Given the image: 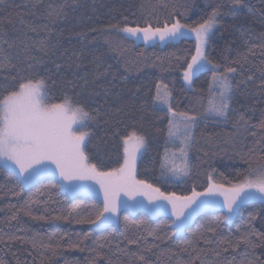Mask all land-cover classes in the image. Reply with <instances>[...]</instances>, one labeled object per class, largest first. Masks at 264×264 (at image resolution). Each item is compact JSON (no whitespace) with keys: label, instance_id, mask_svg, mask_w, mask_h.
<instances>
[{"label":"trees","instance_id":"obj_1","mask_svg":"<svg viewBox=\"0 0 264 264\" xmlns=\"http://www.w3.org/2000/svg\"><path fill=\"white\" fill-rule=\"evenodd\" d=\"M60 4H66V15L52 26L48 55L38 51L32 54L43 60L36 70L48 80L51 102H59L67 93L88 110L99 111L96 121L90 123L93 135L87 152L101 170L122 164V137L134 130L147 140V150L138 161L137 178L167 193L190 195L193 188L202 192L208 187L209 176L224 185L236 183L249 173L246 161L253 168L264 164V129L259 127L264 120V0H241L240 4L234 0H43L35 7L33 0H0V31H6L10 39L35 38L20 18L40 25L45 22L49 5ZM213 8L220 15L206 54L220 65L219 73L227 67L237 69L229 77L233 85L231 108L245 113L247 126L236 125L237 112L231 110L228 120L206 114L210 101L219 92L218 86L212 88L210 69L199 71L192 87L186 86L183 72L196 48L192 35L176 42L145 44L108 27L118 21L123 25L124 16L130 26H143L146 21L162 24L165 20L171 24L176 19L195 26L206 20ZM65 50L82 53L80 68L75 64L69 67L70 61L59 58ZM24 55L21 52L14 61L19 67L26 64L21 63ZM56 63L61 64L59 72ZM97 65L101 71L110 65L116 79L111 83L96 80ZM17 74L16 69L0 70V92L15 86L12 77ZM248 76L253 79L247 81ZM157 84L167 85L176 112L197 117L194 140L188 150L190 175L182 179L170 178L168 173L161 175L165 147L176 152L181 145L179 141L168 142V109L153 100ZM21 207L24 211L17 212ZM102 207L99 196L71 195L52 176L22 187L19 176L0 165V264H187L189 242L202 249L196 264H247L257 257L264 260V245L256 237L252 240L260 246L247 248V255L242 243L237 248L221 243L224 238L235 241L252 230L264 233L261 200L242 204L230 221L224 219L223 208H206L180 233L169 214L152 216L145 210L121 209L116 224L99 229L77 223L80 219H94ZM27 211L31 215H26ZM209 226L215 227L216 232H206ZM200 233L210 243L200 240ZM9 236L25 238L26 242L9 241ZM128 240L137 243L129 244ZM34 241L53 246L58 243L59 247L53 254L48 247L33 248ZM76 243L84 250L71 247ZM151 245L156 247L148 251ZM226 247L228 250L224 251ZM184 248L189 251H182ZM139 255L145 260H139Z\"/></svg>","mask_w":264,"mask_h":264},{"label":"snow or ice","instance_id":"obj_2","mask_svg":"<svg viewBox=\"0 0 264 264\" xmlns=\"http://www.w3.org/2000/svg\"><path fill=\"white\" fill-rule=\"evenodd\" d=\"M42 2L43 0H33V7ZM234 3L240 4L241 0H234ZM65 7L66 4L49 5V9L44 15L45 22L40 25L26 22L21 17L20 23L29 32L35 34V38L29 37L27 41L19 37L10 39L6 31H0V70L16 69L18 73L12 77V80L16 82L15 86L10 90L0 92V161H3L6 166L18 170L17 174L20 177L22 187L33 185L39 177L49 174H58L61 180L65 182L61 186L69 192L81 191L90 187V185L81 182L94 181L103 193V207L97 212L94 219H80L77 223L100 227L107 226L118 218L122 207H129L128 201L122 199V196L133 201H135L136 196H143L148 200L149 211L153 214H157L162 208H169L170 206L171 215L175 217L172 224L177 233L183 231L185 225L201 209L219 206L227 210L224 219L230 220L242 204L252 200L264 201V164L253 168L250 161H246L249 164V173L242 180L225 186L213 181L212 177L209 176L208 187L202 192L193 188L190 195L167 193L152 183L138 179V155L147 150V140L143 134L135 130L122 137L123 162L119 167L103 171L96 163L91 162L87 152L93 135L90 123L96 121L99 111L88 110L84 104L67 93L60 98L59 102H51L48 80L36 70L37 66L43 63V60L32 54L33 51H38L45 56L48 55V41L53 32L52 26L66 15ZM219 15L218 9L213 8L208 18L195 26L183 24L179 19L171 24L165 20L162 24L157 21L153 25L146 21L143 26L139 24L130 26L128 17L124 16L122 17L123 25L118 21L108 25V27L124 34L125 38H134L146 44L156 42L157 38L161 43L176 42L185 36L194 34L195 55L191 57V61L183 72L184 80L191 85L193 76L197 72L210 69L213 84L219 87V92L210 101V107L206 109V114L228 120L231 110L237 112L236 125L247 126L249 120L246 119L245 113L231 108L233 85L229 77L236 73L237 69L227 67L224 73H219L220 65L214 64L205 52V46L213 28L218 23ZM41 33L44 35L41 36ZM17 40H19V46ZM13 49L18 50L13 52ZM21 52L25 53L21 62L26 61L24 67H19L14 62L20 57ZM81 55L80 52L68 53L65 50L59 53V58H66L70 61L69 67L75 64L77 68H80L82 66L79 63ZM55 67L59 72L61 64L56 63ZM45 71L50 72L51 70L45 69ZM261 74L264 75V68L261 69ZM95 79H104L111 83L112 80L116 79V74L111 71L110 65L103 71L97 65ZM252 79V76L247 77V81ZM68 83H72V81H68ZM87 83L88 81L85 79V84ZM261 84L264 85V80L261 81ZM162 88L163 91H161ZM153 100L154 103L167 105L170 116L167 131L168 142L179 141L181 145L179 148L180 164H176L174 160L171 164L169 163V150L165 147L161 163V175L170 173L175 179L187 177L190 175L188 150L194 140L197 117L184 112H176L172 108L171 93L167 91V85H156V94ZM259 127L264 129V120H261ZM171 156L175 157L176 153H171ZM261 159L264 160V157ZM220 197L222 199H219ZM163 202L167 203L164 204ZM132 207H145V205L137 201ZM16 211H24V208H18ZM25 214L31 215V212L27 211ZM12 219H15V214ZM205 231L215 233L216 228L209 226ZM148 234L153 235L151 231ZM252 237H256L260 244L264 245V233H258L255 230L242 234L235 241L224 238L221 243L232 248H237L242 243L246 245L245 255H247V248L254 249L260 246L252 240ZM84 238L87 239V235ZM155 238L161 239L159 236ZM199 239L205 243H210L205 238L204 233L199 234ZM8 240L26 242L25 238L17 236H9ZM128 243L135 244L137 241L128 240ZM189 245L190 259L187 264H196V261L200 260L202 249L193 246L191 242ZM32 246L33 248L37 246L48 247L52 249L54 254L55 248L59 247V244L57 243L55 246L44 245L34 241ZM71 247L80 248V243L73 244ZM99 247L102 248L103 245ZM152 247H156V245L149 246L147 250L151 251ZM80 250L83 251L84 249L80 248ZM181 250L189 251V248ZM227 250V247L224 248V251ZM97 254L100 255V253ZM216 255L219 256V252ZM137 258L141 261L145 260L142 255L137 256ZM89 264L92 262L90 261ZM201 264H203L202 261ZM218 264H224V262L218 261ZM247 264H264V260L257 257L255 260L247 261Z\"/></svg>","mask_w":264,"mask_h":264},{"label":"rangeland","instance_id":"obj_3","mask_svg":"<svg viewBox=\"0 0 264 264\" xmlns=\"http://www.w3.org/2000/svg\"><path fill=\"white\" fill-rule=\"evenodd\" d=\"M215 28V27H214ZM214 28H213V30H214ZM213 32V31H212ZM212 34V33H211ZM210 34V35H211ZM190 35H192L194 38H195V35L194 34H190ZM143 42V41H142ZM156 42H159V40H158V38H157V40H156ZM156 42H154V43H156ZM159 43H161V42H159ZM146 44V43H145ZM147 44H153V42H149V43H147ZM206 47H207V44H206V46H205V52H206ZM198 73V72H197ZM196 73V74H197ZM195 74V75H196ZM194 75V76H195ZM194 76H193V79H194ZM193 79H192V83H191V85H189L185 80H184V78H183V81L185 82V84H186V86L187 87H192V85H193ZM215 87H217V85H214L213 84V80H212V88H215ZM164 89L162 88L161 89V91H163ZM167 91H168V89H167ZM169 92V91H168ZM170 103H171V100H170ZM157 106H160V107H164V108H166L167 109V105H163V104H159V103H155ZM171 153H176V156L175 157H172L171 156ZM140 156H141V154H139L138 155V160H137V165H138V161H139V158H140ZM174 160V162L176 163V164H180L181 163V159H180V155H179V149L175 152V151H169V163L171 164V162ZM0 165L1 166H4V167H6V168H8V169H10V170H12L13 172H15L16 174L18 173V170H15V169H13L12 167H10V166H6L5 165V163L3 162V161H0ZM119 167V166H118ZM103 171H108V170H103ZM169 175H170V178H173L172 176H171V174L170 173H168ZM18 175V174H17ZM48 176H52V177H54V178H56V179H58V181L60 182V186L62 185V184H64L65 182L64 181H62L61 180V178L59 177V175L58 174H56V175H52V174H49V175H46V176H42V177H39L37 180H39V179H41V178H44V177H48ZM20 178V177H19ZM173 179H175V178H173ZM36 180V181H37ZM35 181V182H36ZM81 183H84V184H87V185H90V187H87V188H85V189H83V190H81V191H76V192H69V191H67V190H65L62 186H61V188L65 191V192H67V193H69V194H71V195H73V194H95V195H97V196H99L101 199H102V201H103V193H102V191H100V188H99V185L98 184H95V182L94 181H85V182H81ZM25 186H28V185H25ZM225 186H228V185H225ZM178 195V194H177ZM122 199H124V200H127L128 201V204H129V207H127V208H124V207H122L121 209H128L129 211H131V212H136V211H138V210H145V211H147L148 213H150L152 216H157V215H159V214H162V213H166V214H169L171 217H172V221L175 219V217H173L172 215H171V212H170V206H169V208H162L161 209V211L159 212V213H157V214H153L152 212H150L149 211V207H150V205L148 204V200L146 199V197H143V196H136L135 197V201H133V200H128V198L127 197H123L122 196ZM219 199H222V197H220ZM142 202V204L143 205H145V207H132V205L135 203V202ZM164 204H166L167 202H163ZM214 208H221V207H219V206H217V207H214ZM120 209V210H121ZM204 209H206V208H204ZM204 209H201L200 211H202V210H204ZM225 210V212L227 211L226 209H224ZM199 211V212H200ZM198 212V213H199ZM198 213H196L194 216H193V218L189 221V222H191L193 219H194V217L198 214ZM237 213V212H236ZM119 215H120V211H119V214H118V218L113 222V223H111V224H116L118 221H119ZM235 217V214L232 216V218L230 219V220H232L233 218ZM229 220V221H230ZM188 222V223H189ZM187 223V224H188ZM111 224H109V225H111ZM186 224V225H187ZM109 225H107V226H109ZM186 225H185V227H186ZM91 226L93 227V228H96V229H99V228H104V227H107V226H104V227H100V226H98V225H92L91 224ZM185 229V228H184ZM184 231V230H183ZM183 231H181V232H183ZM180 233V232H179Z\"/></svg>","mask_w":264,"mask_h":264}]
</instances>
